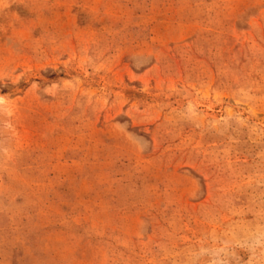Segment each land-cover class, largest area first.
I'll list each match as a JSON object with an SVG mask.
<instances>
[{
	"label": "rangeland",
	"instance_id": "1",
	"mask_svg": "<svg viewBox=\"0 0 264 264\" xmlns=\"http://www.w3.org/2000/svg\"><path fill=\"white\" fill-rule=\"evenodd\" d=\"M0 264H264V0H0Z\"/></svg>",
	"mask_w": 264,
	"mask_h": 264
}]
</instances>
